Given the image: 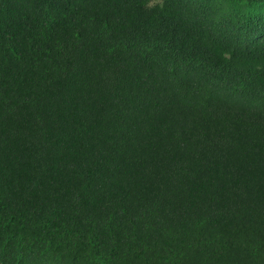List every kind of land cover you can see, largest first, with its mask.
<instances>
[{
  "label": "trees",
  "instance_id": "1",
  "mask_svg": "<svg viewBox=\"0 0 264 264\" xmlns=\"http://www.w3.org/2000/svg\"><path fill=\"white\" fill-rule=\"evenodd\" d=\"M0 264H264V0H0Z\"/></svg>",
  "mask_w": 264,
  "mask_h": 264
}]
</instances>
